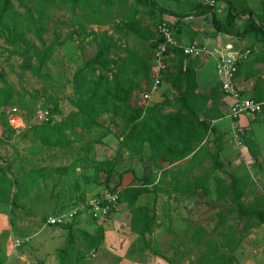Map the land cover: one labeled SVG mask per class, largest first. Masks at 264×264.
<instances>
[{
    "label": "trees",
    "instance_id": "16d2710c",
    "mask_svg": "<svg viewBox=\"0 0 264 264\" xmlns=\"http://www.w3.org/2000/svg\"><path fill=\"white\" fill-rule=\"evenodd\" d=\"M13 1L17 2L18 8L22 9L21 12L15 8ZM227 2L228 11L223 22L213 15V24L216 31L239 36L244 32H254L264 38V12L260 15L256 14L254 17V12L247 6L240 5V9L237 11L236 3L238 1L229 0ZM134 4L135 6L129 9L130 13L128 11L127 21H123L121 25L118 24L119 30L133 31L140 38L150 40L153 48L160 41V38L157 31V37H155L156 33L151 28V24L144 23L141 19L135 17L137 6L143 5L149 8L152 17H155V11L159 12V15L155 17L154 26L165 21L175 30L178 23L177 19L174 23L163 20V14H169L176 18H185L189 15H177L175 12L158 6L155 0H136ZM115 5L124 7L125 1L0 0V39L5 46L4 49L10 55L15 54L22 57L21 67L28 70L33 77L40 81L45 82L51 79L49 74L42 72V67L51 58L57 46L75 38L82 40L84 37L91 38L96 44V51L93 56L73 72L71 79L72 95L68 98L73 111L60 121L52 122V116L59 112V98L52 95L44 98V103L49 112V119L38 126L34 125L32 127V138L38 139L42 145H59L60 140L65 135L64 130H70L71 134H76L74 129L80 128L89 133L94 128L101 126L98 118L107 114L115 125L121 124L120 146L132 149L137 153L146 150L153 160L161 157L168 163L180 161L190 154L192 155L189 160H194L200 151L204 150L201 146L197 147L211 129L209 119L216 116L214 108L206 104L210 98L216 100L217 88L211 89L210 94L206 96L196 92L194 62L188 61L185 65L183 63L184 59L192 56L185 55L181 48H169L168 54L173 55V67L169 66L168 70L165 68L166 70L160 72V81L170 83L176 95L173 100L166 101L164 104L155 103L143 107H134L130 103L133 92L140 90L144 81L148 82V88L153 84L154 79L150 73L149 63L134 47L126 46L123 48L122 55L117 54L113 50L118 47L117 40L108 31L97 32L88 29L90 24H103ZM196 6L199 10L196 8L195 15L211 10L206 4H197ZM52 8L66 9L69 12V15L66 16V22L60 23H68L71 29L65 37L60 36V33L53 30L52 37L47 42L43 34L46 30L47 21L52 19ZM235 11L248 14L247 25L241 34L236 33L233 28V22L236 18ZM256 19L259 22H256ZM32 36L38 45L34 43ZM238 66L237 64L234 78L237 76ZM0 84V109L4 110L19 103L24 107L23 96L6 80L2 70H0ZM177 103L179 108H177ZM167 105L175 107L176 110L164 112ZM116 119L119 122H116ZM0 122L12 131L6 116ZM219 150V146H215L212 169L221 167L217 162ZM94 166L96 171L105 172V184L108 187L113 174L114 162L112 160L95 161ZM191 170L192 166L187 163L177 169V174L182 173L186 176ZM43 171H40V175L44 174ZM7 172L8 170L0 165V184L4 182L7 186L5 193L0 191V202L15 203V198L26 195L30 187L31 176L27 174V176L18 179L12 175L13 177L9 178L6 175ZM208 179V172H205L199 179L176 178L173 189L188 191L203 187L206 191ZM215 181L216 199H221L229 191H232L234 210L239 219L244 220V226L240 232L230 226L227 231L221 233L224 243L234 248L244 237V234L264 223V195L257 198L252 206H247L241 200L243 192L232 178L227 181L224 178L215 177ZM12 185L18 186V190L11 195ZM27 186L29 187L27 188ZM109 190L110 192L117 191L116 186ZM147 190L146 187L127 188L119 193L118 198L119 202L126 201L129 204L131 231L137 233L138 239L144 242L146 246V234L150 233L155 226L156 215L154 211L151 212L143 205H136L135 202L137 197ZM78 213L71 222L59 224V226L67 229V245L59 251L61 262L64 261L69 246L75 240L73 226ZM194 232V235H197L198 238L205 233L202 228ZM80 233L88 246L97 247L103 240L102 226H98L93 234L85 230H80ZM192 237L194 238V236ZM207 245L210 247V242H207ZM222 257L217 255V258L209 259L207 254H203L198 264H229L233 261L232 257ZM170 264L172 263L170 262Z\"/></svg>",
    "mask_w": 264,
    "mask_h": 264
},
{
    "label": "crops",
    "instance_id": "0c3cea01",
    "mask_svg": "<svg viewBox=\"0 0 264 264\" xmlns=\"http://www.w3.org/2000/svg\"><path fill=\"white\" fill-rule=\"evenodd\" d=\"M135 1L136 0H132L129 2V4L125 3V7H118L115 5L111 9V12L115 8L122 9V22L127 21L128 15L130 13L129 9L132 6H135ZM227 1L229 0H218L214 9L211 8V10L207 11L206 13L195 15L194 13L196 12L197 8L196 5L201 4L200 1H198L196 4H192L190 11L180 14L177 12V15L189 14L187 17L176 18L175 16L169 14H163V20L174 23L177 19L178 23L176 30L174 31V35L177 41L182 45L194 43L197 46H203L209 50L220 49L229 56H234L239 51L249 49L250 53L247 58L238 62V73L234 78V83L239 88L241 95L261 103V112L255 114L243 112L235 119L230 118L227 115V111L229 106L232 104V97L224 93L221 89L220 80L215 72V54H204L202 56L188 57L184 59L183 63L185 65L188 61L194 62L193 65L196 82L195 91L203 94L204 96L209 95L211 89L213 88H217L218 91L216 100H214V98H210L206 104L207 106L214 108V113L216 116H214L212 119H209L211 129L206 133L205 138L197 147L199 148L201 146L204 148V150L202 152L200 151L199 155L196 156V158L192 161L189 160L192 154L180 161H173L172 163L164 161L161 157L153 160L146 150L137 153L132 149L120 146L119 138L122 137L121 124L115 125L111 121L110 116L107 114H104L98 118L101 126L94 128L89 133L88 131L82 130L80 128L74 129L76 134H72V136L86 134L88 137H93L91 139L88 138V140L84 138H68L67 135H71L70 130H64L65 135L63 139L60 140L59 145H42L38 139L33 138V140L37 143V145L34 147H38V151L41 147H45L48 148L47 150H51L52 152V154L48 157V160L51 162L47 164H41L40 158H38V156L34 158V155H32V159L36 165H33V167L28 170L31 176L30 187H35L33 192L34 196H37L41 192L38 186L39 182L41 184V182L45 181L47 177H49L48 180H52L47 191L49 197H52V205L53 208H57V212L51 215L68 211L75 206L82 205L88 199L96 196V194H94V190L96 188V184L99 186L98 183H104L109 192L110 188H114L116 186L118 194L127 188L146 187L148 190L141 193L137 197L135 203L136 205H143L147 207L151 212L154 211V213L155 198L158 199V196L160 197L162 194H171L172 197L177 196V199L180 197L187 198V200L191 203H196V201H199L203 206H205V208L213 205V202L210 200V198L215 200L216 204L221 201L224 202L230 200L232 210H234L235 208L232 191H229L221 199H216L215 177L224 178L227 181L232 178V180H234L238 185L239 189L243 192L241 200L247 206H252L257 198L264 195V38L262 35L255 34L254 32H244L248 21V14L246 12L237 13V11H239L240 5H247L248 8L254 11L252 6H250V0H246V3L245 0H236L238 2L236 3L237 11L234 12L236 13V18L233 22V28L236 33L241 34L244 32L242 35H229L224 32L216 31L213 24V15H215L219 21L223 22L228 11ZM202 4L204 5V3ZM157 5L160 6L158 3ZM261 6L260 11H254L257 15H260L262 12H264V4L262 5V2ZM197 10H199V8H197ZM156 15H159L158 11H155V17ZM135 17L141 19L144 23L151 24V28L155 30L156 33V26H154L156 20L155 17H152L149 8L143 5L137 6V13H135ZM122 22L119 25H121ZM256 22H259L258 19H256ZM90 25L99 26L98 24ZM116 26H118V24L115 25L113 32L108 31V33H111L114 36V33L118 34V32L124 31V33H129L128 35H131L133 38L132 41H127V43H125L124 41L118 39V35L114 36L118 44L116 49H121V51L117 54L122 55L123 48L126 46L134 47L135 50H137L138 53L142 55L143 58H145L149 63L151 71L150 73L154 79L153 46L151 45V41L140 38L133 31H127L125 29L119 30V26L117 28ZM155 35V37H157V33ZM140 42H145V45H148V49H139ZM116 49L113 50L115 51ZM172 56V54H167L165 56L167 59L165 57L163 59L165 68H167V70L169 69V66L171 67L173 64ZM147 84L148 82L144 81L141 85V89L135 90L133 92L130 103L134 107H143L155 103L164 104L166 101L173 100L174 96L176 95L175 90L172 88L170 83L166 81L161 80L157 88L154 90H152L153 84L150 88L147 87ZM145 92L149 93V97L147 99L143 98V94ZM177 108H179L178 103ZM175 110V107L167 105L164 112ZM72 111L73 108L71 107L70 112L63 118L68 116ZM105 117L109 119V123L103 120L106 119ZM63 118H60L57 121H60ZM53 120H55V118H53ZM116 122L119 121L116 119ZM38 125L40 124L35 126ZM9 126L11 127L10 124ZM13 131L14 129L12 128L11 132ZM235 131L238 132L241 138L240 145L237 144L233 136ZM215 146H219L220 148L217 162L221 165V167L212 169L214 163L213 157L215 155ZM33 149L34 148L31 149V152ZM102 160H112L114 162L113 174L111 175L108 187L105 184V172L101 170L96 171L94 166L95 161ZM187 163L192 166V170L188 172L186 176L182 173L177 174V169L179 167L185 166ZM228 168L235 169L238 172H227L229 171ZM40 171H43L44 174L40 175ZM205 172H208L209 175L206 185L208 191L207 189L205 191L203 187H198L196 189L193 188L188 191H179L173 189L176 184V178H187L189 180H193L194 178L199 179ZM70 179L76 180L78 184H75V190L67 191V186L63 187V182H67ZM160 181H162L161 184H159ZM92 185L94 188L91 187ZM250 199H252L250 202L245 201ZM70 202H73V204L69 205ZM66 205L69 206L62 209V206ZM79 211L80 213H78L76 216L74 225L78 224V219L84 215H89L92 218L88 211ZM117 211L114 214V217H118L120 215L123 216L122 212L119 213ZM219 213H221V215H219ZM128 214L129 219L124 226H121V224L115 220L111 221V219H107L101 224L103 227V248L105 247V249L109 250L112 254L122 258L127 256V252L131 247V244L138 240L137 233L131 231V214L130 212ZM223 215L224 214L222 211L218 212V216L221 218L219 225L223 227V231H219V235H215L212 236L211 239H209L210 237L207 239L205 244L207 245V242H210V247L207 245L208 251L203 254H207L209 259L217 258V255L221 257L225 256V258L232 257L233 262L235 261L236 264H264V230L262 231L261 237L259 235L256 236L258 232H261L260 228L263 227L264 229V223H261L258 227L252 228L251 231H249L247 234H244V237L241 239V241L234 248H231L229 245H227V243H224L223 235L221 234L227 231L228 227L231 226L228 225L224 220ZM73 218L66 223L71 222ZM98 220L103 221V219ZM236 221L237 223L234 227L237 229V232H240V228H243L244 226V220H241L238 217ZM3 224L4 223L0 221L1 229H4ZM45 226L51 225H47L45 220ZM95 227L96 225L92 226L90 230L86 229L85 231L93 234ZM122 228L126 229V231H122ZM107 230L112 231L115 234L113 241H108L106 239ZM194 233L195 232L192 234L194 238L191 237V239L195 243L200 244L204 237L198 238L197 235H194ZM249 236L254 237V245L256 246L257 244V249L252 248L254 249L253 251L250 250L251 247L247 244V238ZM146 242L147 246L144 242L142 243L146 247H149L148 245L150 244L147 237ZM245 247H248L247 251L244 249ZM209 254L211 256H215V258H212ZM150 258L153 264H170L168 260L164 259L157 253L151 255ZM199 262H194L193 264H198ZM147 264L152 263L149 261ZM185 264H189V262H186Z\"/></svg>",
    "mask_w": 264,
    "mask_h": 264
},
{
    "label": "rangeland",
    "instance_id": "374dc122",
    "mask_svg": "<svg viewBox=\"0 0 264 264\" xmlns=\"http://www.w3.org/2000/svg\"><path fill=\"white\" fill-rule=\"evenodd\" d=\"M124 1L129 4L132 0ZM155 1L163 8L176 14L177 12L180 14L190 11L192 4H196L198 1L201 4L203 3V0ZM13 2L15 8L21 12L22 9L18 8L17 2ZM250 2V6L255 12L260 11L261 2L262 5L264 4V1L261 0H250ZM255 12L254 17L256 15ZM51 15L52 19L47 21L46 30L43 34L47 42L51 39L53 30L60 33V36L65 37L71 29L68 23H60L66 22V16L69 15L66 9L52 8ZM121 15L122 9L115 8L102 25H88V29L113 32L115 25L122 22L123 18ZM128 34L121 31L118 34L114 33V36L118 35L119 40L127 43V41L133 40L132 36ZM32 38L34 43L38 45L35 38L33 36ZM145 44V42H140L139 49L147 50L148 45ZM4 47L0 39V70L4 72L6 80L23 96L24 107L19 103L4 110L0 109V121L3 116H6L9 124L14 129L11 132L0 122V164L4 169L8 170L6 173L7 177L14 176L21 179L27 174L29 175L28 170L33 165H36L32 155H34V158L38 156L41 164L51 162L48 160V157L52 154L51 150L41 147L38 151V147H34L37 143L31 137L34 117L38 113L47 110L44 98L52 95L60 99L59 112L54 115L53 118L55 120L53 121L63 118L70 112L71 107L68 98L72 95L71 79L73 72L88 58L93 56L96 44L89 37H84L82 40L75 38L56 47L49 61L42 67V72L48 73L51 77L45 82L33 77L28 70L23 69L21 67L22 57L8 54ZM120 51V48L115 50L117 53ZM105 118L103 120L109 123V119ZM67 137L74 139L84 138L86 140L93 138L91 136L88 137L86 134H80V136L69 134ZM32 148L34 149L31 152ZM228 170L227 172H238L232 168H228ZM241 172L243 173L242 170ZM48 179L49 177L42 181L41 184L40 182L38 183L41 192L37 196L33 195L35 187H29V184L27 186V188L29 187L27 194L15 198V203L0 202V221L4 223V229L0 228V264H147L149 261L153 264L150 257L156 253L172 264L197 263L201 260L202 254L208 251V246L205 244L207 239L209 237L211 239L212 236L219 235V231H223V227L219 225L221 218L218 216V212L222 211L224 214L223 218L228 225H233L234 227L237 223L236 219L238 216L232 210L230 200L216 204V201L210 198L213 205L205 208L199 201L191 203L187 198L180 197L177 199V196L172 197L171 194H162L160 197L158 196V199L155 198L156 224L151 232L146 234L150 244L149 247H146L138 239L131 244L127 256L122 258L112 254L105 247L103 248L102 242L97 247L88 246L80 233V230H90L92 226L96 225L94 228L95 233L97 227L101 226L102 222L107 219L115 220L121 226H124L129 219L130 206L126 201H120L118 211H116L122 212L123 216L114 217L115 211L107 216L106 219L104 218L103 221L93 219L89 215H84L78 219V224L74 225L73 228L75 240L69 246L64 261L61 262L59 251L67 245V229L62 226H45L46 218L57 212V208H53L52 197L48 195L47 190L52 182L51 179ZM75 184H78L76 180L70 179L67 182H63V187L67 186V191H71L75 190ZM98 185H95L96 188L94 190L96 196L109 192L104 183H98ZM91 187L94 188L93 185ZM17 190L18 186L12 185L11 195ZM0 191L2 193L7 191V186L4 182L0 184ZM251 200L245 201L250 202ZM71 204L73 202L69 203V205ZM69 205L62 206V209ZM199 228L204 229L205 233L202 235L204 238L201 243L197 244L191 237L193 232ZM263 230V227L260 228L261 232H256V236L259 235L261 237ZM122 231H126V229L122 228ZM114 237L115 234L107 230L106 239L113 241ZM18 238H27V240L16 247L14 242ZM253 238L252 236L247 238V244L251 247V251L254 250L252 248L257 249V244L256 246L254 245ZM247 248L245 247L244 249L247 251ZM211 257L215 258V256ZM231 264H236V262L232 261Z\"/></svg>",
    "mask_w": 264,
    "mask_h": 264
},
{
    "label": "built area",
    "instance_id": "2783aa9c",
    "mask_svg": "<svg viewBox=\"0 0 264 264\" xmlns=\"http://www.w3.org/2000/svg\"><path fill=\"white\" fill-rule=\"evenodd\" d=\"M218 0H203V3L214 9L217 5ZM156 31L160 41L157 42L153 48V72H154V83L152 90L157 88L160 83V72L165 69L164 57L168 54L169 48H181L182 52L187 56H202V55H213L216 57L215 61V72L220 80L221 89L224 93L232 97V104L229 106L227 115L235 119L241 113H259L261 112V103L252 100L251 98L244 97L241 95L239 88L234 83V75L237 71L238 62L247 58L250 53L249 49L237 52L234 56L227 55L220 49L209 50L203 46H197L194 43L182 45L175 38V29L165 21L159 22L156 25ZM149 93L145 92L143 98L147 99ZM49 119L48 110L38 113L34 117V125L41 124ZM233 136L238 145L241 144V138L238 132H234ZM119 194L118 192H107L101 196H94L88 199L82 205L75 206L68 211L48 216L46 219L47 225H59L70 221L79 210L88 211L89 214L95 219H104L109 216L112 212H115L119 207ZM24 239H16L15 246L20 245L26 241Z\"/></svg>",
    "mask_w": 264,
    "mask_h": 264
}]
</instances>
